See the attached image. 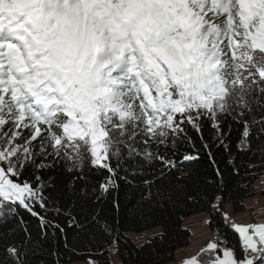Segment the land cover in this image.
Instances as JSON below:
<instances>
[{
  "label": "snow or ice",
  "instance_id": "6c2138e0",
  "mask_svg": "<svg viewBox=\"0 0 264 264\" xmlns=\"http://www.w3.org/2000/svg\"><path fill=\"white\" fill-rule=\"evenodd\" d=\"M202 157L217 188L264 169V0H24L0 14V264H63L58 236L100 247L129 190L150 214L206 199L213 234L181 264H264V216L205 198L185 167ZM166 246L167 229L133 255L159 264Z\"/></svg>",
  "mask_w": 264,
  "mask_h": 264
},
{
  "label": "trees",
  "instance_id": "16d2710c",
  "mask_svg": "<svg viewBox=\"0 0 264 264\" xmlns=\"http://www.w3.org/2000/svg\"><path fill=\"white\" fill-rule=\"evenodd\" d=\"M239 138L238 133L233 136V142ZM178 149L180 152L190 151L191 149L186 145L178 142ZM186 168H190L195 175L202 181H208L201 185L202 195L206 198L213 193L222 197L223 211L224 206L230 203L233 211H240L244 208V198L247 195L253 193V182L260 175L264 169H255L251 174L240 179L238 177H228L223 185L217 188L216 183L212 180V170L208 166L205 158H201L199 161L186 163ZM206 199H198L197 201H189L187 203L181 202L175 208H171L169 215L168 212L161 215L159 212L150 214L147 212H141L136 208V195L133 190H129L122 196V208L119 213H112L113 220L110 221L112 228L115 230L111 233V236L107 238V242H102L100 247H80L76 250V253L70 252L64 248V243L59 236L57 237V244L61 253V259L63 264H67L71 261L88 259L85 253L93 252L97 253L91 257V259L100 261L101 264H138L142 259L144 253L133 255L136 253L137 247L144 243L149 237H153L155 234L145 237L139 245H135L132 241L124 236V232L128 230L143 231L153 226H161L162 233L167 229V246L165 253L168 258L162 259L159 263L167 262L174 259L175 254L179 250H183L186 245L189 244L191 233L190 230L183 226V218L198 212H208L205 210ZM30 219V231L35 233L36 221ZM119 235V241H116V236ZM74 233L69 232V247H71V241ZM23 236V233H17L11 239L19 240ZM116 241L115 254L118 262L114 263L111 260L109 250L107 249L109 244ZM48 245H45L47 247ZM5 259L2 249H0V260ZM30 259L35 260L36 257L32 256ZM49 264H52V257H44Z\"/></svg>",
  "mask_w": 264,
  "mask_h": 264
},
{
  "label": "rangeland",
  "instance_id": "374dc122",
  "mask_svg": "<svg viewBox=\"0 0 264 264\" xmlns=\"http://www.w3.org/2000/svg\"><path fill=\"white\" fill-rule=\"evenodd\" d=\"M23 7H24V0H0V14H3L5 16L12 15L15 12L21 10ZM243 202H244L243 204L244 208L240 211H233L230 203L225 204L224 211L228 212L230 215H233L234 218H236L237 220H249V221L253 219L260 220L261 217L264 216V171H262L260 175L253 182V193L249 196L247 195V197L244 198ZM194 214H200L204 216L205 218L204 224L208 232V237H210L213 234L212 229H210L207 223H205V221L208 218V214L205 212H198ZM188 216H197V215H188ZM184 220H185L184 224L186 225L187 219ZM189 230L190 233H192L189 244L186 245V247L183 250L177 251L174 259L159 264H176V263L181 264V261L184 258L194 255L195 252L198 251L201 243L205 241V238L202 235L200 236V233L198 231L196 233L191 229ZM160 231H161V226H153L143 231H132V230L125 231L124 236L128 238L130 241H132L135 245H139L140 243H142L145 237H147L148 235L158 233ZM116 245H117L116 241H113L111 244H109L107 248L109 250L111 260L114 263L118 262L117 256L114 253L116 249ZM67 264H88V259L71 261L68 262Z\"/></svg>",
  "mask_w": 264,
  "mask_h": 264
},
{
  "label": "crops",
  "instance_id": "0c3cea01",
  "mask_svg": "<svg viewBox=\"0 0 264 264\" xmlns=\"http://www.w3.org/2000/svg\"><path fill=\"white\" fill-rule=\"evenodd\" d=\"M191 215H197V216H186L183 218V225L188 228L193 230L194 232L197 233V231L200 233V236L202 235L205 238V241L201 243L200 247L204 245L208 239V232L206 230L205 224H204V216L200 214H191ZM188 217V218H187ZM191 217V218H189ZM199 218V219H198ZM184 219H187V224H184ZM203 220V221H202ZM202 221V222H201ZM201 222V223H200ZM211 229V228H210ZM192 235V233H191ZM199 247V248H200ZM196 253V252H195ZM176 255V254H175ZM175 258V257H174ZM178 264V263H176Z\"/></svg>",
  "mask_w": 264,
  "mask_h": 264
},
{
  "label": "clouds",
  "instance_id": "9594fccd",
  "mask_svg": "<svg viewBox=\"0 0 264 264\" xmlns=\"http://www.w3.org/2000/svg\"><path fill=\"white\" fill-rule=\"evenodd\" d=\"M5 7H7V6H5Z\"/></svg>",
  "mask_w": 264,
  "mask_h": 264
}]
</instances>
